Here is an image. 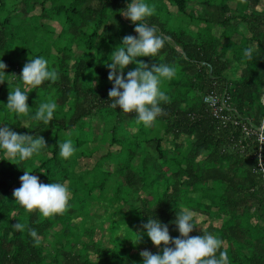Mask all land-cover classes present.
<instances>
[{
    "label": "trees",
    "instance_id": "1",
    "mask_svg": "<svg viewBox=\"0 0 264 264\" xmlns=\"http://www.w3.org/2000/svg\"><path fill=\"white\" fill-rule=\"evenodd\" d=\"M154 1V6H151ZM147 2L155 9V14L147 22L155 25L165 36L175 37L172 29L168 27L169 8L165 2L183 12L189 0H147ZM254 2L264 9V0H254ZM95 3L97 6L94 5ZM35 8L39 11L31 16V10ZM109 9L108 0H0V57L5 55L7 32L10 31V26H13L10 24L12 13L16 12L22 19H27L30 15V18L40 21L41 43L43 45L45 43L44 48H40L41 52L33 58L42 56L47 59L50 54L49 49L59 52L61 56L54 61V66L58 67V73L62 74L59 81L63 83L60 86L52 83L48 88L46 84H43L29 92V104L35 108L36 112L44 101L36 95L39 92L44 93L52 88L55 89L54 100L58 108L49 124L30 121L29 116L9 111L4 107L5 103L7 104V99L4 97L7 90L0 95V124H8V127L18 134L41 137L46 147L20 164H15L14 160L0 153V264H44L46 259H50L49 256L52 258L51 264H59L61 260L58 257L62 251L65 264H142L143 258H139L136 253L123 254V245L117 242L115 237L109 238L111 247H98L93 250L99 258L98 261L91 255H86V252L90 250L89 245H83L78 257H66L74 247L72 244L75 233L73 232H76L78 227L65 221L74 216L75 211L80 212L81 197L77 195V192L81 188L77 186L81 182L70 187L73 197L79 198L77 205H72L63 214L52 217H44L39 210L35 209L29 212L15 201L13 196V192L21 187L20 177L25 170L32 171V174L37 175L39 181L44 184L67 180L69 171L65 166L66 160L60 156L59 144L66 140L71 132V137L76 138L74 143L80 154L90 156L97 152L99 147L95 146V143L98 136L92 131L93 120L90 116L101 122L102 114L112 115L111 119L107 118L109 119L108 130L111 132L109 143L118 147L116 150H107L94 164L91 181L86 183L87 194L96 188H99L102 193L108 192V181L115 177L113 191L121 195L124 188L130 191L132 189L131 196L137 193L135 196L142 198L141 207L144 213L149 218L168 225L171 237L177 238L180 234L178 229L172 231L170 224L178 212L188 208L203 217L199 222L196 220L197 227L189 234L190 236H200L208 232L220 237L224 241L221 250L228 252L230 264H264V228L253 225L246 219L252 200L264 205L261 177L253 173L245 159L238 157L232 160L228 154L221 153L220 140L213 134L215 121L208 112L199 108L198 100H188L175 87L172 92H166L168 101L162 103L163 111L154 122L159 123L160 129L165 134L161 139L153 140V148L157 151L156 156L153 157L139 146L136 137L152 130L154 123L151 127H145L142 122H138L135 113L126 114L119 107L116 110L110 107L111 100L106 96H104L105 101L99 98L102 105L98 112H91L84 106L85 103L82 102V96L78 90L81 85L84 87L82 80L93 63L94 53L99 44L110 40L102 35ZM207 19L224 29L229 28L231 24V17L224 16V13L219 10L213 12ZM135 26L132 23L120 31L116 38V41L119 39L117 47L122 45L121 36L124 38L129 35H138L134 31ZM191 31L185 28L178 34L179 39L190 35L189 43L183 47L185 56L198 59L199 62L204 61L215 74H219L227 66L220 60L221 56L227 54L234 60L244 53V49L251 48L248 40L234 43L235 45H231V48L227 43L222 46L223 52L213 57L209 53L211 51L216 53L218 49L219 41L216 37H213L208 30L203 35H195ZM248 35L252 38L251 43L258 45L257 48H253V58L249 60L244 55L238 57L242 59V66L237 70L228 71L226 81L234 88L233 94L240 105V111L246 116H253L252 113H254L259 118L263 116L264 107L259 103L258 97L256 104L251 96L259 95L260 97L264 94V13H255L252 17ZM74 45L80 46L83 51L72 53ZM228 48L235 52L229 54ZM174 54L173 61L176 66L182 67L188 64L185 59L177 57L175 52ZM70 57L74 58L71 64L68 61ZM145 59V63L150 67L154 63L160 64L153 61L154 57H145ZM18 62H7L5 72L8 76L5 80L8 87L21 86L25 90L28 86L22 84L20 75H15L16 69L24 67V65H18L20 64ZM168 63L170 64L171 60L168 59ZM135 67L136 65L129 64L121 74L126 78L127 72L134 70ZM71 69L74 72L72 76L67 73ZM108 75L109 70H102L98 65L95 66L94 78L97 80L98 93L102 95L104 91L108 93L113 87L114 81H109ZM71 110L70 117H67L66 114ZM169 110L173 114L168 113ZM195 112H198L197 117L191 120V115ZM125 118L135 124L138 129L136 136H128L123 131L122 122ZM3 126L0 125V127ZM188 138H191L192 142L188 145L187 151H183L181 143L183 144L184 141L182 140ZM177 152H182L183 155L180 157ZM138 157L141 158L140 163L132 166L133 161ZM35 160L39 164L35 165ZM158 160H161L165 169L171 170L165 177L166 183L162 192L155 186V182L164 177L162 172L156 171L161 167L157 163ZM107 161L115 164V173L102 168ZM151 170L154 172L152 173ZM219 187L223 189L219 190ZM87 197L88 195L83 200ZM83 203L82 207L85 209ZM217 221H220V224ZM17 222L25 225L23 231H16L13 228ZM56 223H61L64 227L60 235H55L56 232H54V237L59 236L57 237L58 248L56 254L49 255L44 248V240L49 236V231L54 230ZM31 228L37 230L38 241L29 235ZM54 243L55 241L50 244ZM168 246L173 247L171 244ZM156 247L157 251L153 254L162 253L164 245Z\"/></svg>",
    "mask_w": 264,
    "mask_h": 264
},
{
    "label": "rangeland",
    "instance_id": "2",
    "mask_svg": "<svg viewBox=\"0 0 264 264\" xmlns=\"http://www.w3.org/2000/svg\"><path fill=\"white\" fill-rule=\"evenodd\" d=\"M108 1L110 9L108 10L107 22L103 26L102 35L110 40L109 42H101L99 44L98 49L94 53L93 63L82 80L84 87L81 85V88L78 90L82 96V102L85 103L84 106L91 112L100 111L102 104L99 98L105 101L104 96H106L107 99H109L106 91H104L103 95L98 93L97 80L94 78L95 66L98 65L102 70H109L107 64L111 63V54L115 51L119 40L118 39L116 41V38H118L120 31L124 29L125 26H129L133 23L121 14V10L126 9L130 0ZM154 3L155 1L151 3V6H154ZM165 3L169 8L168 27L172 29L175 37L173 36L172 38L165 36L160 30H158V34L168 37L169 39L167 40L164 48L161 49L160 53L154 57L153 61L158 63L164 62L175 67L176 75L170 81H163L161 84L162 89L165 92L170 93L173 91V87H175L180 90L188 100H198L199 108L208 112V114L213 117L215 121L213 134L214 136L216 135L218 140H220L221 153L228 154L232 160L237 159L238 157L245 159V161L249 163V167L253 173L260 175L261 186L264 190V111L263 116H259V118H257L252 112L253 116L244 115L240 111V105L234 97V88L232 84L226 81L228 71H231L232 69L237 70L242 66V59L240 58V60L238 57H243L244 53H241L234 60L231 57H228L227 54L226 56H221L220 60L224 61L227 66L225 70L221 71L219 74H215L211 71L210 67L206 66L204 61L199 62L198 59L195 60L193 57L185 56L183 47L189 43L190 35H186L184 38H178V34L181 29H190L192 30L191 33L195 35H203L205 34V31L208 30L213 37H216L219 41L216 53H213L212 51L209 53L213 57H217V55L223 52L222 46L227 43L230 44L229 48H231V45H235L234 43L237 44L240 41L248 40L251 48H257L256 43H251L252 38L248 35V29L252 25V17H254L255 13H264V9H261L257 2H254V0H189V2H187V8L183 12L178 11L175 6L169 5L168 2ZM94 5L97 6V3ZM216 10L224 13V16L231 17V24L229 28L224 29L220 25H214L209 19H207L213 12H216ZM37 11L39 10H36V8L35 10H31V16L37 13ZM31 16L28 15V18L26 17L27 19H22L17 16L16 12L12 13V21H10V24H13V26L11 25L10 31L7 32V43L4 45L5 55L0 57V60H2L5 64H7L8 61H19L20 64L18 65H25L29 59H32L37 53L41 52V47L44 48L45 43L44 45L41 43L42 31L39 27L40 21L30 18ZM121 39H123L122 36ZM73 48L74 52L72 53L74 54L83 51L80 46L74 45ZM229 48V54L235 52L234 50L230 51L231 49ZM173 51L176 53L177 57L185 59L188 64H185V66L183 65L184 67L176 66L173 61V59H175ZM49 52L50 54L47 58L49 66L57 70L58 67L54 66V61L59 58L61 54L56 52L54 49H49ZM73 59V57L69 58V64L73 62ZM168 59L171 60L170 64L168 63ZM137 60L145 62L146 59L145 57H138ZM217 61H219V59H217ZM22 69L23 68L21 67L20 69H17V73L15 75H21ZM67 73L72 76L74 72L71 69L67 71ZM59 75L62 74L59 73ZM55 83H57L58 86L63 84L59 80ZM45 84L48 88V86L52 83L46 81L44 85ZM13 89L14 87H8L6 81L0 83V95L4 90H7V93L4 94L7 101L9 92L13 91ZM54 92L55 89L52 88L49 92H39L36 96L39 99H43V102H46L48 100H54ZM29 97L30 93H28L26 103L29 107H31L30 115L34 116L35 108L30 106L28 101ZM257 97L259 98V103L264 107V94L260 97L259 95L251 96V99L256 104L258 101ZM207 99L216 104L214 109L210 106ZM167 112L173 114L170 110ZM71 113L72 110L66 114L67 117H70ZM197 114L198 112L192 114L191 120H194L197 117ZM111 117L112 115L109 116L102 114L101 122H99L97 118H92V116H90V119L93 120L92 131L96 132V135L98 136V138L96 137L95 143V146L99 147L97 152L90 156H83L84 154H80L75 147L76 153L74 156L65 161V166L69 171V175L67 180L64 182H69V188L76 185L77 182H81V186H77L78 188H81L77 192V195L81 197V206H79L80 212L78 213L75 211L73 214L74 216L66 219L65 221L78 227L76 232H73L75 233L73 235L74 243L72 244L74 247L71 245L73 249L71 252L67 253V258L78 257L79 250L83 248V245H89L90 250L86 252V255H91L93 259H97L98 261L99 258H97L93 250L98 247H111L112 245L109 242V238L111 237H115L117 242L122 243V251L125 255L127 253H136L140 258V253L144 250H148L152 254L157 251V247L152 244L146 234H143L142 238L136 241L137 237L135 234L143 233L142 225L147 223L150 219L142 210V198L135 196L137 193H134L131 196L132 189L130 191L124 188L121 195L116 194V192L113 191L115 177L110 178L108 181V192L102 193L99 188H96L89 194L86 192V183L91 181V171L96 161L100 159V156L107 150H116L118 147L117 145L109 143L111 132L108 130L107 122L111 119ZM29 120L34 121L30 118ZM25 124H27V122H25ZM122 127L123 131L128 136L134 137L138 134V129L135 124L127 118H125L124 122H122ZM164 134L165 133L162 132V129H160L159 123L156 122L154 123V128L152 130L146 131L144 135L136 138L138 139L139 146L144 149L148 155L153 157L157 154V151L153 148V140L161 139ZM101 138H103V140ZM66 139H69V137ZM71 139L75 146L74 142L76 141V138L71 137ZM183 141L184 143H181L182 150L187 151L188 145L192 142V139L188 138L182 140V142ZM180 153L177 152V155L181 157L183 154L182 152ZM140 161L141 158L138 157L135 161H133L132 166H136L140 163ZM160 161L161 160H158L157 163L161 167L156 171L159 170L162 172L164 177L159 178L158 182H155V186L160 190V192H162L166 183L165 177L169 175L171 170L165 169L164 164ZM34 164L37 165L39 163L35 160ZM102 168L105 171H111V173H115L116 171V166L111 161L105 162ZM151 172L153 173L154 170H151ZM80 174L82 176H80ZM218 189L222 190L223 187H219ZM87 195L88 197L83 200ZM78 200V197L74 198L71 194L68 208L72 205H77L79 202ZM82 203L85 205V209L82 207ZM250 204L251 209L248 212L246 219L248 222L250 221L251 224L264 228V205L256 200H252ZM195 214V220L198 222L201 221L203 217L198 213ZM175 219L176 217L170 224V229L172 231L177 230L174 223ZM217 223L220 224V221H217ZM63 227V224L56 223L53 227L54 230L49 231V236L44 240V248L47 250L46 253L49 255L56 254V249L58 248L57 237L59 236L54 237V232H56L55 235H60ZM54 241V244H50ZM62 256L63 251L61 252L60 257H58V259L61 260L59 264H65V258ZM49 258L51 261L50 259H46L44 264L52 263V258L50 256ZM77 260L78 258L76 261Z\"/></svg>",
    "mask_w": 264,
    "mask_h": 264
},
{
    "label": "clouds",
    "instance_id": "3",
    "mask_svg": "<svg viewBox=\"0 0 264 264\" xmlns=\"http://www.w3.org/2000/svg\"><path fill=\"white\" fill-rule=\"evenodd\" d=\"M121 14L136 25L134 31L138 35L124 37L122 45L112 52L111 63L107 64L108 80L114 81L113 87L108 92L110 107L115 110L119 107L124 113H135L138 122H142L145 127H151L163 111L162 103L168 101L161 84L163 81L173 79L176 69L166 63H154L150 67L137 58L156 57L169 38L158 34L157 27L147 22L155 14V9L147 0H130L126 9L121 10ZM253 53V48L244 49V56L249 60L253 58ZM129 64H134L136 67L127 72L125 78L120 73ZM6 67L7 65L0 60V83L5 82L8 76L5 72ZM19 78L22 84L28 87L26 90L21 86L14 87L13 91L9 92L5 107L18 115L29 116L32 120L49 124L57 112V102L55 100L42 102L32 116L31 107L26 101L28 93L33 89L42 86L46 81L51 83L58 81L60 78L58 71L49 66L46 58L37 56L28 60ZM0 125H4L0 127V153L14 160L15 164L32 158L46 148L43 138L18 134L11 130L8 124ZM68 135L69 139L59 144L60 156L65 160L76 153L70 138L72 133L69 132ZM31 173L33 172L25 170L20 177L21 187L13 192L15 201L29 212L34 209L39 210L44 217L63 214L71 198L69 182L44 184ZM195 215V212L188 208L177 213L174 222L180 234L177 238L170 236L168 225L156 219L150 218L143 224V233L135 234L136 241L146 234L153 245L163 244L164 247L162 253L158 254H152L148 250L142 251L140 253L143 258L142 264H230L228 252L221 250L224 241L220 237L208 232L194 237L189 235L197 227ZM13 228L16 231H23L25 225L17 222ZM29 235L34 240H39L35 228L29 229ZM169 244L173 247H169Z\"/></svg>",
    "mask_w": 264,
    "mask_h": 264
},
{
    "label": "built area",
    "instance_id": "4",
    "mask_svg": "<svg viewBox=\"0 0 264 264\" xmlns=\"http://www.w3.org/2000/svg\"><path fill=\"white\" fill-rule=\"evenodd\" d=\"M16 73H17V69H16ZM208 100V102H209V104H210V106L214 109L215 108V103H213L211 100H209V99H207ZM264 126V125H263Z\"/></svg>",
    "mask_w": 264,
    "mask_h": 264
}]
</instances>
